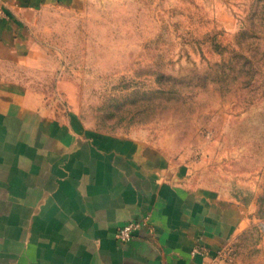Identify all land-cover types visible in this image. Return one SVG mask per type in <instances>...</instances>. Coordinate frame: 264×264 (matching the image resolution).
<instances>
[{
	"label": "rangeland",
	"instance_id": "rangeland-1",
	"mask_svg": "<svg viewBox=\"0 0 264 264\" xmlns=\"http://www.w3.org/2000/svg\"><path fill=\"white\" fill-rule=\"evenodd\" d=\"M0 106L182 159L250 212L211 264H264V0H80L44 12L0 49Z\"/></svg>",
	"mask_w": 264,
	"mask_h": 264
},
{
	"label": "crops",
	"instance_id": "crops-1",
	"mask_svg": "<svg viewBox=\"0 0 264 264\" xmlns=\"http://www.w3.org/2000/svg\"><path fill=\"white\" fill-rule=\"evenodd\" d=\"M78 1L0 0V49ZM27 113L0 106V264H211L250 227L238 199L150 142Z\"/></svg>",
	"mask_w": 264,
	"mask_h": 264
},
{
	"label": "built area",
	"instance_id": "built-area-1",
	"mask_svg": "<svg viewBox=\"0 0 264 264\" xmlns=\"http://www.w3.org/2000/svg\"><path fill=\"white\" fill-rule=\"evenodd\" d=\"M149 225L148 218H141L131 221L122 226L117 232L116 239L121 244H126L133 240L145 227ZM204 253V250L198 249L196 253Z\"/></svg>",
	"mask_w": 264,
	"mask_h": 264
}]
</instances>
